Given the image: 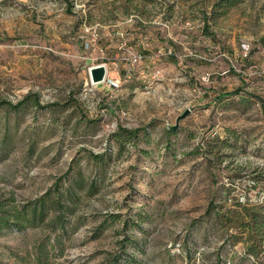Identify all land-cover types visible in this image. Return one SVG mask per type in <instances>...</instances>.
I'll use <instances>...</instances> for the list:
<instances>
[{
    "label": "rangeland",
    "instance_id": "1",
    "mask_svg": "<svg viewBox=\"0 0 264 264\" xmlns=\"http://www.w3.org/2000/svg\"><path fill=\"white\" fill-rule=\"evenodd\" d=\"M26 97L0 107V204L85 187L0 264H264V0H0V102Z\"/></svg>",
    "mask_w": 264,
    "mask_h": 264
},
{
    "label": "trees",
    "instance_id": "2",
    "mask_svg": "<svg viewBox=\"0 0 264 264\" xmlns=\"http://www.w3.org/2000/svg\"><path fill=\"white\" fill-rule=\"evenodd\" d=\"M27 98L20 101L17 104H12L9 101H1L0 107L7 106L13 110L19 111L27 103ZM33 105L37 108H43L39 97L34 96ZM141 129L130 130L124 127H119L118 137H125L128 139H134L138 136ZM78 187V188H77ZM85 187L84 181L79 177L74 180L65 190H61L59 184H56L55 189H50L45 194L40 197L28 201L22 205L13 204H0V235L6 231L17 230L22 231L30 228H36L47 223H51L53 227L66 228V222L68 220L67 216L73 211V205L75 207V197L77 196V191ZM95 184L91 185L90 193L95 192ZM74 197V204L72 202H66L65 198L72 199ZM65 201V202H64ZM69 213V214H68ZM243 215V212L239 214ZM251 225H254L258 232H264V217L251 218ZM106 228V223H102L99 231H103ZM130 238L125 236L124 240L121 241L122 249L124 252L127 251L129 246ZM252 252L251 247L245 249L244 255L250 254ZM115 264H126L129 262L128 257L123 258L118 257L115 259Z\"/></svg>",
    "mask_w": 264,
    "mask_h": 264
},
{
    "label": "water",
    "instance_id": "3",
    "mask_svg": "<svg viewBox=\"0 0 264 264\" xmlns=\"http://www.w3.org/2000/svg\"><path fill=\"white\" fill-rule=\"evenodd\" d=\"M90 80L92 84H100L106 80L107 68L105 65H97L90 68ZM188 115V111L177 118L174 126L168 127L169 131H175L178 128L179 122Z\"/></svg>",
    "mask_w": 264,
    "mask_h": 264
},
{
    "label": "built area",
    "instance_id": "4",
    "mask_svg": "<svg viewBox=\"0 0 264 264\" xmlns=\"http://www.w3.org/2000/svg\"><path fill=\"white\" fill-rule=\"evenodd\" d=\"M134 61H137V59L135 58Z\"/></svg>",
    "mask_w": 264,
    "mask_h": 264
}]
</instances>
